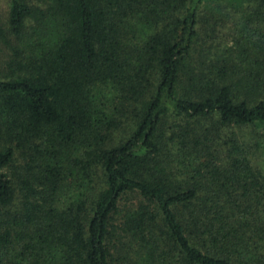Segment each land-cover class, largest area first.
I'll return each instance as SVG.
<instances>
[{"label":"trees","instance_id":"trees-1","mask_svg":"<svg viewBox=\"0 0 264 264\" xmlns=\"http://www.w3.org/2000/svg\"><path fill=\"white\" fill-rule=\"evenodd\" d=\"M8 1L42 33L0 78V264H264V34L243 67L197 50L223 0Z\"/></svg>","mask_w":264,"mask_h":264},{"label":"rangeland","instance_id":"rangeland-1","mask_svg":"<svg viewBox=\"0 0 264 264\" xmlns=\"http://www.w3.org/2000/svg\"><path fill=\"white\" fill-rule=\"evenodd\" d=\"M32 5L40 10H45L47 8V0H34ZM206 5L207 7L201 10L200 20L197 25V47L200 48L197 50L198 52L202 51L200 56L206 55V53L207 56L212 55V57L220 55L231 59V62L236 65L243 66L245 63L243 62L242 55L248 51L247 48L250 43L258 44L262 41L264 24L256 26V18L248 20L247 11L249 9L246 8L247 3L245 0L211 1ZM8 9L9 1L0 0V31H2V34L0 33V78H6V75L9 73L8 63L14 57L13 48L20 50L23 56H28L32 50V46H34L33 44L38 41L42 33L41 31L37 36H33L34 29L37 28L38 24L32 19L27 21L21 36H11L7 31ZM256 29H259V31L257 32V36H254L253 33ZM56 31L57 27H54V34ZM193 54L195 55L194 63L200 64L199 60L201 58L196 54V50ZM131 131L132 126L128 122H125L119 130L114 132V144L125 140ZM231 132L237 134L239 139L243 140L248 147L255 146L256 141H258V137L253 129L232 128L226 131V135H229ZM224 136L222 134V137ZM251 152L253 153L251 158L253 165H262L264 161V148L257 149V151L251 150ZM15 164H20V161L17 159ZM4 172L13 179L10 169H5ZM101 181V174L100 178L93 176V184L91 186L94 187V194L99 191ZM87 193L86 195L89 196L90 193ZM76 195H78L77 190L70 189L66 191L61 197L62 204L67 205L73 202ZM17 196L20 197L18 191Z\"/></svg>","mask_w":264,"mask_h":264}]
</instances>
